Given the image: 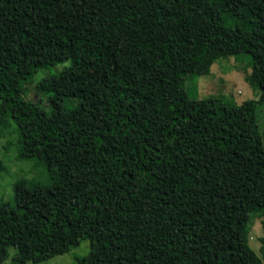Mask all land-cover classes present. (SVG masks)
<instances>
[{"label": "trees", "instance_id": "1", "mask_svg": "<svg viewBox=\"0 0 264 264\" xmlns=\"http://www.w3.org/2000/svg\"><path fill=\"white\" fill-rule=\"evenodd\" d=\"M229 57L258 97L198 98ZM59 63L35 86L46 105L27 99ZM259 112L264 0H0V127L11 119L17 157L50 174L0 199V263L87 239L76 264H262Z\"/></svg>", "mask_w": 264, "mask_h": 264}, {"label": "rangeland", "instance_id": "2", "mask_svg": "<svg viewBox=\"0 0 264 264\" xmlns=\"http://www.w3.org/2000/svg\"><path fill=\"white\" fill-rule=\"evenodd\" d=\"M62 66L63 64L59 63L46 71H37L33 77L34 81L25 86L26 98L46 105V97L35 91L36 83L45 72L47 75L53 74ZM248 72H250V68L246 66L245 60H237L233 57L219 60L211 65L209 74L197 79V96L204 98L211 94L225 95L237 103L246 99H256L258 91L245 80V75ZM258 114L259 128L264 132V119L261 117V112ZM16 140L15 125L9 119L4 126L0 127V199H7L13 192L27 187L31 182L46 183L50 178V174L43 164L35 160H22L17 157ZM249 227L248 243L254 252L260 256L259 237L263 235L262 217L253 214ZM89 247V241L84 239L70 251L54 255L35 264H76L75 257L87 255ZM15 253L16 248L10 247L7 258L0 264H9ZM26 264L34 263L28 262ZM262 264H264L263 260Z\"/></svg>", "mask_w": 264, "mask_h": 264}]
</instances>
